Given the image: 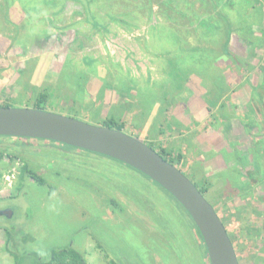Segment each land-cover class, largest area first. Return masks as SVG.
I'll return each instance as SVG.
<instances>
[{"label":"rangeland","instance_id":"374dc122","mask_svg":"<svg viewBox=\"0 0 264 264\" xmlns=\"http://www.w3.org/2000/svg\"><path fill=\"white\" fill-rule=\"evenodd\" d=\"M222 1L0 0V29L5 30L6 24L13 42L31 41L23 50L29 56L26 61L0 50V106L36 107L42 100L44 109L100 125L97 115L115 107L109 101L91 106L88 100L96 99L100 87L93 84L88 97V78H100L111 90L122 84L128 89L125 82L130 75L142 79L147 72L153 80L165 63L162 54L175 52L167 45L177 44L178 30L187 46L188 30L198 34L193 39L204 41L196 44L203 56L209 48L221 51L225 28L243 35L264 30V11L258 9H264V0H225L230 4L223 8ZM248 8H254L255 15H248ZM211 9L219 13L210 17ZM243 10L247 17L238 20ZM150 50L153 61L145 56ZM189 60L191 56H186L181 68L185 73L211 70L205 62L195 67ZM143 83L139 81L140 86ZM28 170L41 177L43 184ZM118 188L137 196L159 191L172 200L179 216H187L161 187L116 160L47 140L0 137V210L10 207L13 211L11 218L0 214V264H14L12 251L18 255L38 252L49 258L50 249L64 246L79 253L91 251L95 259L86 260L88 264H209L202 243L192 240L191 220L188 228L169 223L171 212L162 210L164 217L155 212L157 229L119 216L120 225L105 223V230H100L104 216L108 217L104 211L118 198ZM238 213H229L225 207L220 210L238 264H264V213L260 217L259 213Z\"/></svg>","mask_w":264,"mask_h":264},{"label":"crops","instance_id":"0c3cea01","mask_svg":"<svg viewBox=\"0 0 264 264\" xmlns=\"http://www.w3.org/2000/svg\"><path fill=\"white\" fill-rule=\"evenodd\" d=\"M226 2H221L222 8L224 4H230ZM258 9L264 11L260 7ZM248 10V15L252 12L255 15L254 8ZM218 13L219 10L214 12L211 9L207 14L211 17ZM231 16L234 18L233 13ZM246 17L245 10L240 17L237 15L238 20ZM225 19L227 21L228 18ZM7 20L10 21L9 18ZM248 20L254 21L250 17ZM3 25L5 30L0 29L3 47L0 46V50H7V56L11 57L18 54L20 61L29 59L27 51L23 50L31 41L13 42L8 26ZM232 32L225 28L220 52H212L209 48L208 54L203 56L205 53L196 48V44L204 41L193 39L198 34L195 36L194 30H188L187 46L178 30V45H167L175 52L162 54L165 63L160 66L161 74L153 80L147 72L142 79L130 75L129 81L125 82L128 89L123 88L122 84L111 90L109 84H104L100 78H88L86 82L88 97L93 91V84L100 87L99 92L103 90L102 96L99 92L98 96H94L99 102L96 99L88 100L89 103L93 102L91 106H96L95 102L103 106L109 101L115 107L100 112V116L97 115L100 123L97 124L103 125L105 120L114 119L122 124V131L126 134L145 142L157 152L164 151L199 189H205L203 195L210 199L208 202L215 208L223 224L224 218L220 215L223 207L229 213L233 208H240L242 214L264 211V91L261 90L264 88V30L257 33L250 30L248 35H243L242 31ZM244 36L246 39H243ZM146 52V58L151 59L153 51ZM186 56H191L189 63H194L195 67L205 62L211 70L208 73H185L181 68L185 66ZM18 67L22 69L23 65ZM149 69H153V65L150 64ZM141 80L144 83L140 86ZM124 189L129 192L126 186ZM154 191L137 196L119 189L115 194L118 198L113 200L116 202H112V207L104 211L108 217L104 216L99 229L105 230V223L109 227L120 225L122 221L118 220L119 216L127 222L139 219L137 221L145 224V228L157 229L158 217L155 212L164 217L165 214H160L162 210L173 213L172 218L168 219L169 223L175 225L179 222L188 228V220L175 212L172 200ZM150 196L153 199H149ZM146 206L150 211L143 210ZM150 220H153V225H150ZM90 252H81L85 260L92 258Z\"/></svg>","mask_w":264,"mask_h":264},{"label":"water","instance_id":"95a60500","mask_svg":"<svg viewBox=\"0 0 264 264\" xmlns=\"http://www.w3.org/2000/svg\"><path fill=\"white\" fill-rule=\"evenodd\" d=\"M0 137L38 139L116 160L160 186L196 226L209 264H238L229 234L200 189L177 166L122 130L89 124L40 108L0 106ZM10 217L12 210L1 215Z\"/></svg>","mask_w":264,"mask_h":264},{"label":"trees","instance_id":"16d2710c","mask_svg":"<svg viewBox=\"0 0 264 264\" xmlns=\"http://www.w3.org/2000/svg\"><path fill=\"white\" fill-rule=\"evenodd\" d=\"M45 94L41 95V98L44 100L45 98ZM42 101V100H41ZM41 101H39V103L36 105L35 108H40L43 109L42 105L40 104ZM103 125L109 128H115L118 130H122V124L116 122V120L111 119V120H105L103 122ZM63 145V144H61ZM69 147V146H68ZM159 154H161V156L169 161L170 163L174 164V160L170 159L168 157V155L164 152V151H159ZM29 175L35 180L37 181L39 184H43V179L39 176H37L35 173L31 172L28 170ZM156 184V183H155ZM157 185V184H156ZM160 187V186H159ZM163 190V189H162ZM200 191L204 194L205 189L204 188H200ZM170 196V195H169ZM172 198V196H170ZM174 200V198H172ZM175 201V200H174ZM176 205L179 206L180 208H182L176 201H175ZM183 210V208H182ZM185 212V210H183ZM186 213V212H185ZM187 216H184L187 220L191 218L189 217V215L186 213ZM189 220V221H190ZM189 225H191V233L193 234V241L196 243L198 241H200L203 245V247L205 248L203 241L201 239V236L196 228V226L194 225L193 221L191 220V222L189 223ZM7 238H9L7 236ZM206 251V250H205ZM12 256L14 258V264H88L86 262V260L84 259V257L82 256L81 253L77 252L75 249H73L71 246H64L61 247L59 249H50V253L51 256L49 258H47V255H40L38 254V252H34V253H30V254H17V251H15V253L12 251ZM28 259V260H26ZM107 264H117L114 261H110Z\"/></svg>","mask_w":264,"mask_h":264},{"label":"flooded vegetation","instance_id":"af4514ba","mask_svg":"<svg viewBox=\"0 0 264 264\" xmlns=\"http://www.w3.org/2000/svg\"><path fill=\"white\" fill-rule=\"evenodd\" d=\"M45 110V109H44ZM240 200H241V198H240ZM9 210H12L10 207H6V208H4L3 210H0V214H1V212H3L4 211V213H7ZM235 210H237V212H239L238 214H240L241 213V209L240 208H233L232 209V213H235ZM259 214L257 215V216H261L263 213H264V211H260V212H258ZM12 214H13V211H12ZM4 215V214H3ZM6 216V215H5ZM12 216V215H11ZM11 216H10V218H11ZM259 216V217H260ZM8 217V216H7ZM230 237V236H229ZM232 238V237H231ZM230 238V239H231ZM233 243V242H232ZM235 249V248H234ZM264 249V248H263ZM264 251V250H263Z\"/></svg>","mask_w":264,"mask_h":264},{"label":"bare ground","instance_id":"6f19581e","mask_svg":"<svg viewBox=\"0 0 264 264\" xmlns=\"http://www.w3.org/2000/svg\"><path fill=\"white\" fill-rule=\"evenodd\" d=\"M44 110V109H43Z\"/></svg>","mask_w":264,"mask_h":264}]
</instances>
